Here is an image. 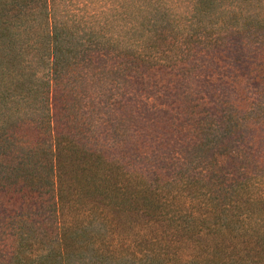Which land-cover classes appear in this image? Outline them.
I'll use <instances>...</instances> for the list:
<instances>
[{
  "label": "trees",
  "instance_id": "16d2710c",
  "mask_svg": "<svg viewBox=\"0 0 264 264\" xmlns=\"http://www.w3.org/2000/svg\"><path fill=\"white\" fill-rule=\"evenodd\" d=\"M0 264H264V0H0Z\"/></svg>",
  "mask_w": 264,
  "mask_h": 264
}]
</instances>
